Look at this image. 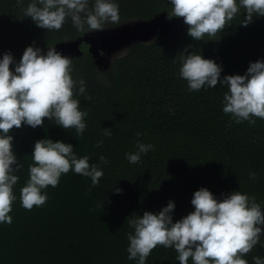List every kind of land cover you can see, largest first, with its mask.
Listing matches in <instances>:
<instances>
[{
    "label": "trees",
    "instance_id": "trees-1",
    "mask_svg": "<svg viewBox=\"0 0 264 264\" xmlns=\"http://www.w3.org/2000/svg\"><path fill=\"white\" fill-rule=\"evenodd\" d=\"M30 2L23 0V7ZM115 2L120 23L140 19L145 23L141 28L155 25L159 14L167 17L170 11L169 0ZM243 19L241 9L231 25L200 41L187 35L186 25L175 33L158 32L152 41L132 44L100 70L94 51L101 41L99 31L81 33L68 19L59 31L47 32L23 15L17 0H0V59L10 52L19 62L28 46L45 53L55 47L71 59L73 79L86 81V93L74 98L87 112L81 136L47 118L43 127L24 125L10 132L22 169L15 172L19 180L9 213L12 223L0 224V264H137L126 251L127 234L134 232L128 224L131 215L158 213L171 200L175 222L194 211L191 199L201 187L217 198L239 190L255 196L264 210V120L236 123L223 112L226 87L190 92L178 75L180 56L192 52L221 65V78L243 75L249 62L264 60V17H254L247 27L240 25ZM135 29L140 27L122 34ZM10 67L14 70L15 64ZM104 129H111V138ZM138 132L143 135L138 137ZM44 138L70 143L76 156H89L103 176L91 187L88 177L73 171L62 174L57 187L44 190L47 202L29 211L21 206L20 189L29 179L34 143ZM99 141L103 143L96 147ZM138 141L153 149L131 164L125 153L137 151ZM100 155L107 164L99 162ZM249 173L256 178L250 179ZM115 188L122 193L116 194ZM261 244L264 236L244 257L248 264H253V256L264 259ZM176 256L174 249L157 246L146 264H179Z\"/></svg>",
    "mask_w": 264,
    "mask_h": 264
},
{
    "label": "clouds",
    "instance_id": "clouds-1",
    "mask_svg": "<svg viewBox=\"0 0 264 264\" xmlns=\"http://www.w3.org/2000/svg\"><path fill=\"white\" fill-rule=\"evenodd\" d=\"M169 4L167 19L182 18L187 35L196 41L206 35L214 38L231 25L241 9L244 15L241 26L247 27L254 17H264V0H169ZM17 6L25 17L47 32L59 31L68 19L81 33L104 30L106 24H120L115 0H93L91 6L90 0H31L27 7H23V0H17ZM187 51L185 48L184 52ZM13 64L14 70L10 67ZM71 64V59L55 47H48L45 53L39 47L28 46L19 62L10 52L0 59V224L12 223L9 213L16 200L14 186L19 180L15 172L22 169L13 151L10 135L13 128L43 127L47 118L65 130L74 128L77 136L85 131L87 112L80 110V101L74 96L86 93V81L73 79ZM180 64L178 75L187 82L190 92L205 86L215 88L218 84L227 88L223 112L236 123L248 121L255 125L256 118L264 120V60L249 62L243 75L223 78L221 65L194 52L181 55ZM104 135L111 138V129H104ZM136 135L140 137L143 133ZM102 143L97 142L96 147ZM136 149L125 153L131 164H138L142 154L152 150L153 145L138 141ZM31 158L29 179L20 189L21 206L29 211L47 202L44 190L48 186L57 187L62 174L73 171L88 177L91 187H96L103 176L99 165L90 163L89 156L78 158L70 143L39 139L34 143ZM99 162L108 163L103 155L99 156ZM249 178L255 179L256 174L249 173ZM115 193L121 194L122 189L115 188ZM191 205L194 211L175 222L172 216L175 203L171 200L158 213L144 211L142 216L133 213L128 220L134 232L127 234V258L146 264L152 251L161 246L174 249L179 264H189L190 259L192 264H248L244 257L264 236V210L256 197L238 190L217 198L201 187L194 192ZM252 260L253 264H264L259 256H253Z\"/></svg>",
    "mask_w": 264,
    "mask_h": 264
},
{
    "label": "rangeland",
    "instance_id": "rangeland-1",
    "mask_svg": "<svg viewBox=\"0 0 264 264\" xmlns=\"http://www.w3.org/2000/svg\"><path fill=\"white\" fill-rule=\"evenodd\" d=\"M158 16L159 17L157 19L158 22L161 23L160 25H148L144 28L135 29L126 34L122 33L124 31L134 29L136 26L141 27V25L145 23L140 19L126 20L121 22L119 25L106 26L104 27V30L99 31L101 35L109 33L115 37L109 40H101L95 44L94 51L97 67L100 70L107 69L113 59L124 54L132 44L140 41H152L155 34L158 32L175 33L180 30L181 26H184L182 18H176V20L173 18L172 21H170L163 13ZM116 35L119 36L116 37Z\"/></svg>",
    "mask_w": 264,
    "mask_h": 264
},
{
    "label": "water",
    "instance_id": "water-1",
    "mask_svg": "<svg viewBox=\"0 0 264 264\" xmlns=\"http://www.w3.org/2000/svg\"><path fill=\"white\" fill-rule=\"evenodd\" d=\"M161 23L160 22H158V23H156L154 26H157V25H160ZM136 28H139V26H136ZM141 28V27H140ZM119 35H116V37H118ZM115 36H113V35H111V34H109V33H105V34H103L102 36H101V40H109V39H112V38H114Z\"/></svg>",
    "mask_w": 264,
    "mask_h": 264
}]
</instances>
